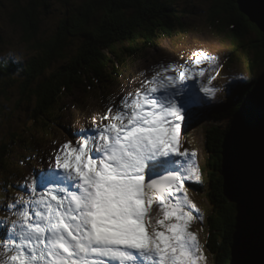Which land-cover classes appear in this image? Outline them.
Returning a JSON list of instances; mask_svg holds the SVG:
<instances>
[{"label":"snow or ice","instance_id":"snow-or-ice-1","mask_svg":"<svg viewBox=\"0 0 264 264\" xmlns=\"http://www.w3.org/2000/svg\"><path fill=\"white\" fill-rule=\"evenodd\" d=\"M181 59L140 71L138 87L40 155L47 167L0 219V264H207L185 186L202 173L182 128L216 100L220 62L204 50Z\"/></svg>","mask_w":264,"mask_h":264},{"label":"trees","instance_id":"trees-1","mask_svg":"<svg viewBox=\"0 0 264 264\" xmlns=\"http://www.w3.org/2000/svg\"><path fill=\"white\" fill-rule=\"evenodd\" d=\"M10 2L12 21L21 25L24 42H34L31 48L37 51L26 60L0 62V98H3L0 100V116L7 108L3 103L8 105L6 100L9 101L10 90L19 81L17 106L21 107L23 101L33 105L30 120L36 128L35 133L39 132L37 136H47L46 133H51L55 126H62L64 112L69 107L65 103L74 91L80 89L86 93L90 88L101 85L105 88L104 84H108L110 79L120 77L119 69L125 67L124 59L120 57L122 54L133 55L139 52L138 48H152L157 39L181 29L185 24L183 18L187 15L186 10L175 9V0H87L81 12L69 21L61 22L62 26L52 39L40 43L36 37L38 22L34 15L37 13L36 6L40 3V6H46V0ZM99 10L100 15L94 17V11ZM208 21L215 28L234 27V48L243 52L254 50L253 61L249 62L248 68L259 66L264 69V35L238 10L236 0H214ZM69 38L79 40L76 52L72 53L71 42H66ZM67 47L71 49L69 54H66ZM258 77L251 82L235 84V97L230 96L224 106L216 107L212 116L204 119L213 129L209 130L212 159L208 164L210 183L207 181L194 187L199 195H207L214 207L206 248L217 264H237L241 212L231 200L228 190V146L234 134L236 115L256 89L255 83L261 76ZM16 135L10 133L11 137ZM10 141L15 144L12 139ZM33 143L39 146V142ZM28 149L33 147L29 145ZM9 152L8 145L1 142L0 166ZM11 186L8 181L3 182L5 198ZM206 186L209 187L206 189Z\"/></svg>","mask_w":264,"mask_h":264},{"label":"rangeland","instance_id":"rangeland-1","mask_svg":"<svg viewBox=\"0 0 264 264\" xmlns=\"http://www.w3.org/2000/svg\"><path fill=\"white\" fill-rule=\"evenodd\" d=\"M23 1L29 2L30 0ZM86 1L46 0V6L43 7L40 6L41 3L38 4L36 6L37 13L34 15L38 22V33L36 36L38 42L42 43L52 39L57 34V29L62 26L61 22L63 20L69 21L73 15H76L79 11L81 12ZM174 3L175 9L178 11H187V15L183 18L185 23L183 27L167 37L157 39L152 48L144 50L138 48L139 52H135L136 54L133 55L131 53L126 54V52L122 54L120 57L124 59L123 66L125 67L119 69V78L113 77L108 84H104L106 85L104 86L105 88L101 85L100 89L90 88L86 93L80 89L74 91L65 103L69 107L64 112L65 117L61 122L62 126H55L51 133H46L47 136L43 134L37 136L39 132L35 133L36 128L30 120L33 105H28L26 101H23L21 107L17 106L20 93L19 81L15 83L14 88L10 90L9 101L4 97L8 105L3 103L7 108L4 111V115L0 116V145L2 142L8 145L10 150L8 157L3 161L4 164L0 166V219H3L8 214L5 211L7 204L22 194L19 185L23 179L30 174H38L42 168L47 167L46 164L40 161V155L47 156L56 147L73 138L68 134L70 130L72 132L79 130L77 123L90 127L92 117L98 118L104 111L105 105L112 98L126 95L129 91L138 87L139 80L142 79L139 76L140 71L150 70L155 64L160 62L183 63L182 55L187 59L192 51L204 50L210 55H215L219 58V75L213 81L212 86L221 89V92L217 93L216 100L211 102L220 106H224L225 102H218L217 100L220 97L223 98L225 94L222 91L227 90V87L222 83L223 81L232 76L241 75L243 81L251 82L258 79L259 75H262L264 70H262V67L254 66L251 69L248 68L249 62L253 61L254 50L243 52L241 49L234 48L236 44L232 40L235 32L234 27L215 28L208 21L214 0H175ZM189 12L190 14H188ZM12 13L13 8L10 0H0V62H4L5 57L12 62L18 59L26 60L37 51L31 48L34 42H24L22 27L19 23L12 21ZM100 13L101 10L94 11V17L99 16ZM218 25L216 24L215 26ZM66 42H71L69 46L72 49L74 48L72 53L76 52L79 40L69 38ZM70 50L67 47L66 54H69ZM148 74L151 75V72L149 71ZM134 79L135 82H133ZM233 97L235 96L233 95ZM226 98H229V94L226 95ZM198 107L201 109L202 105L193 107V119L190 123H187L188 126L186 128H182V139L185 148L197 152L198 166L202 173V180H204L203 184H205L207 181L210 183L208 164L212 159L209 153V137L211 134L209 130L212 126L208 122L203 121L204 114L200 113ZM22 128H24V131H22ZM39 128L42 129V127ZM65 128H69V130ZM41 129L39 130L43 132L44 130ZM211 130L213 129L211 128ZM10 133L17 135L11 137ZM31 135L35 136V139ZM22 136L24 137L22 138ZM10 139L15 141V144H11ZM33 141L39 142V146L33 145ZM53 141H56V143L54 144ZM29 145L34 150L28 149ZM22 160L23 163H21ZM5 181H8V184H12V188L7 192L6 198L2 188ZM189 183L203 184H201L202 182L190 181L185 185L189 189L190 199L203 214L202 221L193 222L192 230L198 234L200 243L205 251L207 264H217L216 259L206 248L210 233L209 220L214 215L213 204L207 195L201 196L196 193L195 187L190 190L191 185ZM207 187L209 186H206V189Z\"/></svg>","mask_w":264,"mask_h":264},{"label":"water","instance_id":"water-1","mask_svg":"<svg viewBox=\"0 0 264 264\" xmlns=\"http://www.w3.org/2000/svg\"><path fill=\"white\" fill-rule=\"evenodd\" d=\"M264 35V0H236ZM235 118L228 146L229 195L240 207L237 264H264V73Z\"/></svg>","mask_w":264,"mask_h":264},{"label":"bare ground","instance_id":"bare-ground-1","mask_svg":"<svg viewBox=\"0 0 264 264\" xmlns=\"http://www.w3.org/2000/svg\"><path fill=\"white\" fill-rule=\"evenodd\" d=\"M263 73H264V71H263ZM263 73H262V75H263ZM262 75H261V76H262ZM249 97H250V96H249ZM249 97H248V98H249Z\"/></svg>","mask_w":264,"mask_h":264}]
</instances>
